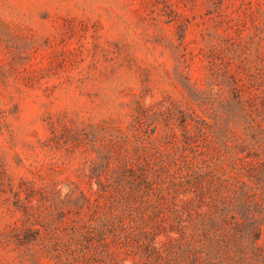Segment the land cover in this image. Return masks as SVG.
<instances>
[{
    "label": "rangeland",
    "instance_id": "1",
    "mask_svg": "<svg viewBox=\"0 0 264 264\" xmlns=\"http://www.w3.org/2000/svg\"><path fill=\"white\" fill-rule=\"evenodd\" d=\"M0 264H264V0H0Z\"/></svg>",
    "mask_w": 264,
    "mask_h": 264
}]
</instances>
